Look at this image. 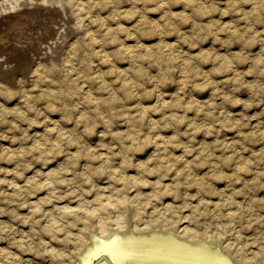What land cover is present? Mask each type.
Segmentation results:
<instances>
[{
    "label": "rangeland",
    "instance_id": "rangeland-1",
    "mask_svg": "<svg viewBox=\"0 0 264 264\" xmlns=\"http://www.w3.org/2000/svg\"><path fill=\"white\" fill-rule=\"evenodd\" d=\"M14 15L0 264L77 262L88 230L149 225L262 264L264 0H0V30Z\"/></svg>",
    "mask_w": 264,
    "mask_h": 264
},
{
    "label": "bare ground",
    "instance_id": "bare-ground-1",
    "mask_svg": "<svg viewBox=\"0 0 264 264\" xmlns=\"http://www.w3.org/2000/svg\"><path fill=\"white\" fill-rule=\"evenodd\" d=\"M75 3H79L80 4L81 2H75ZM75 7H77V6L75 5ZM78 8H79V6H78ZM18 14H20V13L18 12ZM25 14H27V13L25 12ZM29 14H28V16H29ZM33 15H35V14H33ZM16 16L14 15V18H12V20H11L12 24L11 25L10 24L7 25L6 22H5V24H6V26L4 25L5 29L4 28L2 29L3 26L1 27L2 30H0V39L1 38L3 39V38L6 37V33L8 34L7 31L11 32V30H12V34L15 35V31L13 33V30L15 28H20V30H21V28H23L24 25H28L29 26V23H30L29 21L30 20L28 21V18L26 19L28 21V22L26 21L27 22L26 23L25 22V18L26 17L24 18V17L21 16L19 18H15ZM18 16H20V15H18ZM111 16H113V15H111ZM114 16H115V14H114ZM32 18H30V19H32ZM24 31H25V29H24ZM7 36H9V35H7ZM24 36L26 37V34ZM24 36H23V38H24ZM8 39H9V37H8ZM17 39H18V37H17ZM11 41L12 40H10V42ZM16 42H17V40H16ZM20 42L21 41H19V44H20ZM1 43H3V41L0 42V44ZM17 43L15 45H17ZM124 49H125V47H124ZM131 55L132 54H130V57H132ZM228 58H227V60H228ZM258 59L259 58H257V60ZM222 61H223V59H222ZM225 63H227V61ZM181 67H182V65H181ZM87 91H86V93H87ZM44 95H45V93H44ZM63 95H64V93H63ZM87 95H89V94H86V96ZM69 98H70V96H69ZM113 98H112V100H113ZM49 99H51V98H49ZM88 99H90V98L88 97ZM70 100H72V99L70 98ZM93 104H95V103L93 102ZM38 148H40V147H38ZM125 177H128V176L125 175ZM129 178H126V179H129ZM192 180H194V179H192ZM196 184H198V183H196ZM15 186L17 187L18 185H15ZM117 199H119L120 201H125L127 198H126V196L125 197L121 196L120 198L118 197ZM107 200H109V199H107ZM102 205H103V203L101 201V202L98 203V205H96L95 207L91 208L89 211L87 210L86 214H89L90 216H94V215L97 216L98 209ZM47 211L49 212L50 210H47ZM102 223H103V220H102ZM52 228H53L52 225L44 227L45 231H48L49 233L50 232L52 233ZM87 233H88L87 239L84 241V243L75 252L76 256L78 258V261L76 262L74 260H70L69 262H67V260H69L67 258L66 261H65L67 263L63 262L64 264H109L105 259L102 258V254L107 255L110 258V260L112 261V264H243V263H240L238 261L232 260L231 259L232 257H230V254L227 251H225V250L222 251L221 248L219 250L218 249V245L215 242L211 241V240H206V239H202V238H192V239L191 238H184V236L183 237L180 236L179 234H177L171 228L158 227L157 225H153V226L149 225V226H147L145 228H139V229H137V228L136 229H127L126 228V229H121V230H119V229H110V230H107V231H101L100 234L94 232L93 230H88ZM182 234H185V233H182ZM77 236H79V235H77ZM72 239H74V238H72ZM76 240H77V238H76ZM47 251H49V253L51 254V256L54 259L60 260V261L65 259V256H66V253H67V252L65 253V251L62 250V249H54V248H51V247H48ZM262 264H264V260H263Z\"/></svg>",
    "mask_w": 264,
    "mask_h": 264
}]
</instances>
